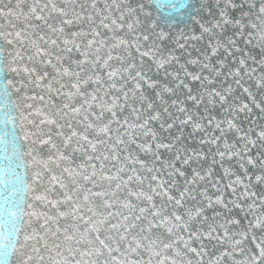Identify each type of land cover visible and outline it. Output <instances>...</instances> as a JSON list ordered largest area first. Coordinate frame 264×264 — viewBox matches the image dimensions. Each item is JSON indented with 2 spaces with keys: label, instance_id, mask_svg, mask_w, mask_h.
I'll list each match as a JSON object with an SVG mask.
<instances>
[{
  "label": "snow or ice",
  "instance_id": "1",
  "mask_svg": "<svg viewBox=\"0 0 264 264\" xmlns=\"http://www.w3.org/2000/svg\"><path fill=\"white\" fill-rule=\"evenodd\" d=\"M152 2L0 0V264H264V0Z\"/></svg>",
  "mask_w": 264,
  "mask_h": 264
},
{
  "label": "water",
  "instance_id": "2",
  "mask_svg": "<svg viewBox=\"0 0 264 264\" xmlns=\"http://www.w3.org/2000/svg\"><path fill=\"white\" fill-rule=\"evenodd\" d=\"M10 0H3L4 4H9ZM28 2L30 3L31 0H28ZM57 2L59 3L60 0H57ZM80 2H85V0H80ZM107 2H111V0H107ZM181 2H187V3H194L195 0H153L152 4H151V10L154 12V14H159L162 17H173L176 18L180 21H182V23H180L179 27H183L184 24L183 22L186 21L188 23H191V21L187 20L186 16H180L179 12L181 11L179 9V7L177 8H172L171 5L172 4H178ZM11 3L14 5L15 4V0H11ZM103 3H105V0H100V4L103 5ZM245 3H247V0H245ZM0 23H3V19L0 18ZM0 43H3L2 41H0ZM193 55H195V53H193ZM259 98V97H258ZM3 125H0V128H2ZM190 147L195 146L194 144H190ZM5 147H7L6 145H2L0 144V169H2L5 166ZM10 155V152L8 153ZM18 171L23 172L24 169H18ZM217 172H219V168H217ZM30 174V173H29ZM22 240V237H21ZM239 258V257H237ZM9 260L12 262V264H17L18 260H19V254H15L13 256L9 257Z\"/></svg>",
  "mask_w": 264,
  "mask_h": 264
}]
</instances>
